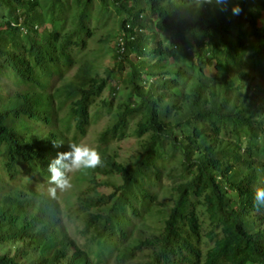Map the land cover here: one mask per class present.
Returning a JSON list of instances; mask_svg holds the SVG:
<instances>
[{
    "label": "trees",
    "instance_id": "obj_1",
    "mask_svg": "<svg viewBox=\"0 0 264 264\" xmlns=\"http://www.w3.org/2000/svg\"><path fill=\"white\" fill-rule=\"evenodd\" d=\"M99 35L105 68L78 56ZM106 116L74 202L44 194ZM256 186L264 0H0V264H264Z\"/></svg>",
    "mask_w": 264,
    "mask_h": 264
},
{
    "label": "clouds",
    "instance_id": "obj_2",
    "mask_svg": "<svg viewBox=\"0 0 264 264\" xmlns=\"http://www.w3.org/2000/svg\"><path fill=\"white\" fill-rule=\"evenodd\" d=\"M197 7L203 4H212L213 0H194ZM229 3V0H215L218 6H224ZM225 7H221V11H225ZM242 9L237 3L231 8L233 15H239ZM59 143L54 142V146ZM69 150L66 152L57 153L56 158L52 159L47 167L49 173V192L51 197L55 198L57 192L62 195L63 192L72 187V176L85 170L98 168L103 161L100 153L95 149L83 143H70ZM61 198V197H60ZM59 198V200H60ZM253 206L257 209L264 208V186H256L253 190Z\"/></svg>",
    "mask_w": 264,
    "mask_h": 264
},
{
    "label": "rangeland",
    "instance_id": "obj_3",
    "mask_svg": "<svg viewBox=\"0 0 264 264\" xmlns=\"http://www.w3.org/2000/svg\"><path fill=\"white\" fill-rule=\"evenodd\" d=\"M99 39H101V35L96 37L95 40H93V39L90 40L88 42V47L86 48V51H79L78 56H84L88 52L89 58L93 59V58H95V54H97L98 63L102 64L103 68H105L106 66H108L112 62V55L110 53L108 54L105 51V47L110 46V45L113 46V44H111V41H109L107 43H102L100 45L98 43ZM245 68L249 69L250 63L246 62ZM75 69H77V68H75ZM75 69L70 74H68L67 79H72V76L75 72ZM9 90H10L9 87H7L5 89L6 92H8ZM104 96H107V91L104 92ZM107 119H108L107 116L102 117V118H100V120L96 124L92 125L90 127V130H89L87 137L84 140H82L81 143L86 144V145L94 148L95 144H96L97 136H98L99 132L106 125ZM137 142L138 141L136 139L129 137L120 143H113V145H111L112 149L116 150V153L118 155V161L120 163L126 165L130 161V158L132 156H135V150L138 147ZM79 174L80 173H77V174H74L72 176V187L69 190L62 193L61 198L59 200L60 204H64L65 202L73 203L74 202V196H77L78 190L82 189L83 186L85 185L83 183H78V180H81ZM166 181L167 180L165 179L163 183L166 184ZM162 212H163V210L155 212L154 216H156L157 218H160L163 216ZM68 226H69L68 231H69V234L71 235V238L74 241H76V242L78 241L81 243L83 241V239L79 235L74 236L72 234V232L74 231V226L72 224H68ZM64 230L65 229H63V231Z\"/></svg>",
    "mask_w": 264,
    "mask_h": 264
}]
</instances>
